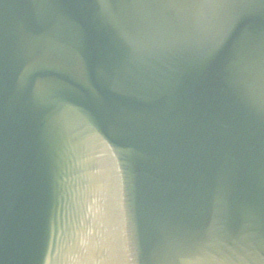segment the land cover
I'll return each instance as SVG.
<instances>
[{
  "label": "water",
  "instance_id": "water-1",
  "mask_svg": "<svg viewBox=\"0 0 264 264\" xmlns=\"http://www.w3.org/2000/svg\"><path fill=\"white\" fill-rule=\"evenodd\" d=\"M0 264H264V0H0Z\"/></svg>",
  "mask_w": 264,
  "mask_h": 264
}]
</instances>
